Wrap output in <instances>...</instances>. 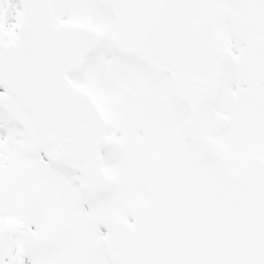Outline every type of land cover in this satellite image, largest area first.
Returning <instances> with one entry per match:
<instances>
[{"label":"snow or ice","instance_id":"1","mask_svg":"<svg viewBox=\"0 0 264 264\" xmlns=\"http://www.w3.org/2000/svg\"><path fill=\"white\" fill-rule=\"evenodd\" d=\"M0 264H264V0H0Z\"/></svg>","mask_w":264,"mask_h":264}]
</instances>
